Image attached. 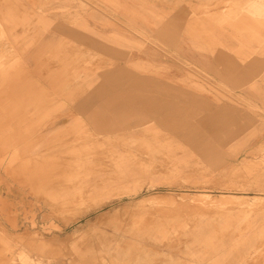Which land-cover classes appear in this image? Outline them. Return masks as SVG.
Here are the masks:
<instances>
[{
	"label": "rangeland",
	"instance_id": "1",
	"mask_svg": "<svg viewBox=\"0 0 264 264\" xmlns=\"http://www.w3.org/2000/svg\"><path fill=\"white\" fill-rule=\"evenodd\" d=\"M0 264H264V0H0Z\"/></svg>",
	"mask_w": 264,
	"mask_h": 264
},
{
	"label": "crops",
	"instance_id": "2",
	"mask_svg": "<svg viewBox=\"0 0 264 264\" xmlns=\"http://www.w3.org/2000/svg\"><path fill=\"white\" fill-rule=\"evenodd\" d=\"M60 28V27H59ZM63 29V28H61ZM60 29V30H61ZM64 32L67 31L69 34H73L74 32L70 30L63 29ZM118 71L111 74L110 77L112 79L107 78L106 80L112 81L108 84V81L105 82L103 86H101L98 90H95L93 93H90L88 96L84 97L81 100L80 108L86 112V113H92L93 110H89L90 106L92 105H100L99 107H102L105 112H111L113 114H118L121 111H125V106H129L131 110H134V104L137 102L141 106V110H143L147 115L149 113L150 106L153 105V102L148 100V95L151 93H155V88H159V86L152 85L150 82H147L144 88L146 89V92H138L134 91L133 82L130 78V80H126L124 75H118ZM118 77V78H117ZM126 82H129V88H128V100H126V90L119 86L123 84H127ZM89 111V112H88ZM97 114V113H95ZM91 121L97 122L100 128H109L110 126H107L106 121L109 120V118H106L101 115L95 116L94 113L92 114V117L90 118Z\"/></svg>",
	"mask_w": 264,
	"mask_h": 264
},
{
	"label": "bare ground",
	"instance_id": "3",
	"mask_svg": "<svg viewBox=\"0 0 264 264\" xmlns=\"http://www.w3.org/2000/svg\"><path fill=\"white\" fill-rule=\"evenodd\" d=\"M201 196H202V195H201ZM162 197H163V196H162ZM162 197H161V198H162ZM220 203H221V202H220Z\"/></svg>",
	"mask_w": 264,
	"mask_h": 264
}]
</instances>
